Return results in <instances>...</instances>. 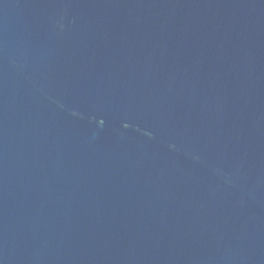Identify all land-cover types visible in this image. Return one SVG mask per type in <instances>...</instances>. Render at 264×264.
I'll use <instances>...</instances> for the list:
<instances>
[{"label":"water","instance_id":"water-1","mask_svg":"<svg viewBox=\"0 0 264 264\" xmlns=\"http://www.w3.org/2000/svg\"><path fill=\"white\" fill-rule=\"evenodd\" d=\"M0 264H264V0H0Z\"/></svg>","mask_w":264,"mask_h":264}]
</instances>
